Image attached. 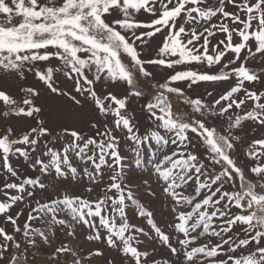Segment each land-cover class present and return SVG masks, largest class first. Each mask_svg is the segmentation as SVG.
<instances>
[{"label": "snow or ice", "instance_id": "snow-or-ice-1", "mask_svg": "<svg viewBox=\"0 0 264 264\" xmlns=\"http://www.w3.org/2000/svg\"><path fill=\"white\" fill-rule=\"evenodd\" d=\"M0 264H264V0H0Z\"/></svg>", "mask_w": 264, "mask_h": 264}, {"label": "rangeland", "instance_id": "rangeland-1", "mask_svg": "<svg viewBox=\"0 0 264 264\" xmlns=\"http://www.w3.org/2000/svg\"><path fill=\"white\" fill-rule=\"evenodd\" d=\"M199 92L203 93L204 89L201 88L198 90ZM171 103L173 105L174 110L178 113V114H183L185 113L188 109H187V105L180 99H176V98H172L171 99ZM209 124L216 126V127H223V122L222 121H218L215 117H211L209 119ZM146 127V125H145ZM144 129L142 128L141 131H143ZM126 150H127V146ZM201 152H204L205 150L203 148L200 149ZM150 158V150H149V155L146 156V159ZM247 158L243 155L240 156V160L241 161H245ZM22 163V161H21ZM15 166L17 168H19L21 175H25V174H32L31 170H27L26 171V167H21V164H15ZM152 165L151 164H146L144 166L143 169H133L130 168L128 169V171L130 173H132L133 171H135L136 174H139L136 181H135V191L137 192L138 197L139 196H145L148 192L149 189H151L154 185H156V179H155V175H152V179L147 183H142L141 180L146 179L149 175V169H151ZM69 191L71 192H75L76 194H81L83 193L84 189L82 187H73L70 186L69 187ZM157 191L159 192V189L157 188ZM188 191H191V189H188ZM37 199H43V197H36ZM146 207L151 208L152 210L156 211L157 215H156V219L158 221H160L162 224L166 223L167 221H169L171 219V217L168 214V209H169V204L170 201L168 200L167 197H164L162 195H160L158 198H145L142 201ZM22 207V206H21ZM135 211L134 207H130L129 208V213H130V219L132 220L133 223H137L140 224L142 223V219L132 216L131 213ZM23 222V218L22 221ZM37 227H43V225H36ZM147 230V229H146ZM87 232L86 229L82 230L79 233V237H67L64 233V231H60L58 233V238L51 244H44L42 246V250L39 253L40 259L41 261L43 260H47L48 258V254H50L52 252V250L59 246L60 241H63L65 243L70 244V246H72L74 249H80L81 251L89 248V247H95L96 244L95 243H88L85 241L84 236L85 233ZM202 241L205 240V237L201 238ZM173 240L175 241V237H173ZM149 248V251H151L153 245L152 244H148L147 245ZM155 247L159 248V245H155ZM167 255L166 251H161L158 253V257H162Z\"/></svg>", "mask_w": 264, "mask_h": 264}]
</instances>
